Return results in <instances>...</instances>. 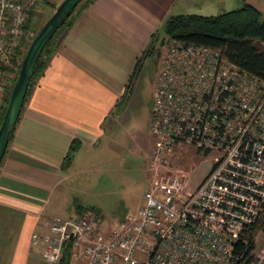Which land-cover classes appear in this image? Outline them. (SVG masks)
Wrapping results in <instances>:
<instances>
[{"label":"built area","instance_id":"built-area-1","mask_svg":"<svg viewBox=\"0 0 264 264\" xmlns=\"http://www.w3.org/2000/svg\"><path fill=\"white\" fill-rule=\"evenodd\" d=\"M38 2L0 0V61L35 35L25 23ZM149 132V182L136 212L107 231L94 211L50 218L31 245L55 263L67 256L76 264H264V246L244 238L264 208V80L219 47L165 36ZM180 145L211 157L194 188L176 163Z\"/></svg>","mask_w":264,"mask_h":264},{"label":"crops","instance_id":"crops-1","mask_svg":"<svg viewBox=\"0 0 264 264\" xmlns=\"http://www.w3.org/2000/svg\"><path fill=\"white\" fill-rule=\"evenodd\" d=\"M219 2L93 0L63 30L23 101L0 160V264H56L44 256L42 245H31L30 235L46 232L50 218L81 216V206L73 215L59 214L66 209L59 204L62 190L84 146L104 138L119 145L107 129H122L117 109L125 103L127 80L151 34L168 15L203 14ZM72 139L79 145L68 167L61 168Z\"/></svg>","mask_w":264,"mask_h":264},{"label":"rangeland","instance_id":"rangeland-1","mask_svg":"<svg viewBox=\"0 0 264 264\" xmlns=\"http://www.w3.org/2000/svg\"><path fill=\"white\" fill-rule=\"evenodd\" d=\"M48 1L57 5L60 0L38 2L37 8L33 9L30 15L29 27L33 31H36L51 13ZM243 1L245 0H220L214 7L202 12L217 13L238 7ZM250 1L258 5L261 18L264 19V0ZM164 34L162 27L156 31L154 50L142 59L134 85L122 106L124 110L122 107L117 109L116 121H120L122 129H107L108 135L117 137L119 145L104 138L98 144L84 146L77 153L76 169L65 184L59 199V204L66 208L62 209L60 215H73L75 206H81L79 214L84 213V209H92L100 220L101 229L105 230L125 215L136 212L142 205L143 192L149 182L146 169V156L152 140L148 127L149 108L159 70L160 38L164 37ZM178 155L180 158L176 163L178 169L188 175V187H196L207 173L211 157L186 145L178 147ZM254 238L255 247L264 246V230L256 233ZM40 262L49 264L45 260ZM69 264L76 263L72 261Z\"/></svg>","mask_w":264,"mask_h":264},{"label":"trees","instance_id":"trees-1","mask_svg":"<svg viewBox=\"0 0 264 264\" xmlns=\"http://www.w3.org/2000/svg\"><path fill=\"white\" fill-rule=\"evenodd\" d=\"M43 1L46 2V0ZM92 1L93 0H79L47 39L33 65L32 74L30 75L23 101L26 99L35 79L42 73L48 57L55 51L60 34L72 24L79 12L86 8ZM51 6L52 8L55 7L54 4ZM30 15L31 12L25 26L29 25ZM161 27L165 33L164 37L174 36L188 42L219 47L221 56L237 64L240 69L264 80V19L261 18L260 10L253 4L243 2L238 7L224 10L217 14H171L163 20ZM155 40H157L156 33H153L150 36L149 42L143 49L142 54L135 61L132 73L126 83L127 89L131 84L139 62L153 52ZM162 41L163 37L160 38V43H162ZM29 42L30 40H21L8 61H0V122L5 112L10 90L17 77L21 59ZM17 119L18 116L15 123ZM15 123L9 131L7 143L12 136ZM78 145L79 142L76 139L71 140L62 159L61 168L68 167ZM91 210L84 209L85 212ZM262 230H264V208L257 221L244 233V238L248 243L252 244L256 233ZM242 249L243 244L239 241L234 246V253L236 256L240 255ZM69 262L68 257L63 256L56 264H69Z\"/></svg>","mask_w":264,"mask_h":264},{"label":"water","instance_id":"water-1","mask_svg":"<svg viewBox=\"0 0 264 264\" xmlns=\"http://www.w3.org/2000/svg\"><path fill=\"white\" fill-rule=\"evenodd\" d=\"M78 1L79 0H60L40 25L25 50L18 69L17 77L10 90L5 112L0 122V160L7 144L9 131L19 114L27 84L30 75L32 74L33 65L47 39ZM140 64L141 62H139L133 78H135ZM133 81L134 79H132L128 92L130 91Z\"/></svg>","mask_w":264,"mask_h":264},{"label":"flooded vegetation","instance_id":"flooded-vegetation-1","mask_svg":"<svg viewBox=\"0 0 264 264\" xmlns=\"http://www.w3.org/2000/svg\"><path fill=\"white\" fill-rule=\"evenodd\" d=\"M137 75V74H136ZM134 79V81H133V84H132V86H131V88L133 87V85H134V82H135V80H136V76H135V78H133ZM132 82V81H131ZM130 87V86H129ZM128 87V88H129ZM131 88H130V90H131Z\"/></svg>","mask_w":264,"mask_h":264}]
</instances>
